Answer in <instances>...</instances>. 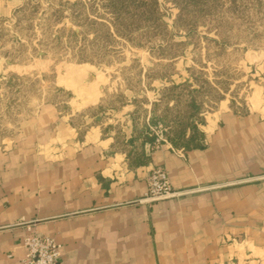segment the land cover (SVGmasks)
<instances>
[{"label": "crops", "instance_id": "1", "mask_svg": "<svg viewBox=\"0 0 264 264\" xmlns=\"http://www.w3.org/2000/svg\"><path fill=\"white\" fill-rule=\"evenodd\" d=\"M98 76L65 84L66 110L40 103L0 146V264H21L29 231L59 242L62 264H264V102L222 106L203 146L176 149L151 143L132 106L101 107ZM154 166L179 193L138 201Z\"/></svg>", "mask_w": 264, "mask_h": 264}, {"label": "rangeland", "instance_id": "2", "mask_svg": "<svg viewBox=\"0 0 264 264\" xmlns=\"http://www.w3.org/2000/svg\"><path fill=\"white\" fill-rule=\"evenodd\" d=\"M263 54L264 0H0V146L40 103L66 110L65 84L96 73L101 107L132 106L155 144L203 146L222 106L264 102Z\"/></svg>", "mask_w": 264, "mask_h": 264}, {"label": "built area", "instance_id": "3", "mask_svg": "<svg viewBox=\"0 0 264 264\" xmlns=\"http://www.w3.org/2000/svg\"><path fill=\"white\" fill-rule=\"evenodd\" d=\"M173 190L168 172L161 166H154L147 176V189L138 201L150 202L178 194ZM24 256L21 264H62L61 244L53 237L30 231L22 239Z\"/></svg>", "mask_w": 264, "mask_h": 264}, {"label": "trees", "instance_id": "4", "mask_svg": "<svg viewBox=\"0 0 264 264\" xmlns=\"http://www.w3.org/2000/svg\"><path fill=\"white\" fill-rule=\"evenodd\" d=\"M146 137L150 140L151 143L154 141L153 136H146ZM169 140L171 141V143H175L173 139L170 138Z\"/></svg>", "mask_w": 264, "mask_h": 264}]
</instances>
